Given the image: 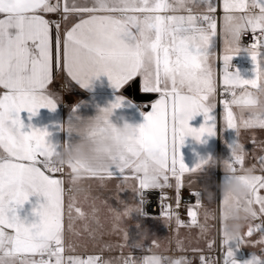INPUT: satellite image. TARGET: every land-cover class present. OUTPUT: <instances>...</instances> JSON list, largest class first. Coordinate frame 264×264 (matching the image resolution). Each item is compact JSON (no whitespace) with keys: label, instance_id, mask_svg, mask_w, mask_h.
<instances>
[{"label":"snow or ice","instance_id":"1","mask_svg":"<svg viewBox=\"0 0 264 264\" xmlns=\"http://www.w3.org/2000/svg\"><path fill=\"white\" fill-rule=\"evenodd\" d=\"M221 8L218 31L213 0H93L91 6L65 0L62 21L76 16L78 22L65 27L62 33L61 22L50 21L44 15L61 11L60 0H0V264H161L167 259L155 254L142 258L129 255L113 261L65 255L75 251L71 243L65 244V215L67 230L73 232L75 220L84 218L85 213L76 206L74 195L68 197L65 207V181L57 175L63 174L65 168L53 162L59 146L49 141L46 129L29 125L25 131L20 117L22 111L36 115L41 108L56 109L58 100L49 90L54 68H62L82 88H89L93 80L104 75L116 90L139 78L143 93L158 94L144 123L138 126L136 145L128 149L131 158L122 157L123 163L88 176L101 184L116 179L117 194L125 189L135 193L137 202L128 205L121 201L122 211L109 206L111 230L123 234L126 246L130 249L128 233L121 222L133 212L143 214L149 190H160L165 200L168 197L163 190L175 189L176 210L172 205L160 206L158 214L165 224L198 227L201 234L208 231L207 222L215 216L203 206V192L189 193L187 225L180 219L178 209L186 174L201 173L209 159H201L189 168L179 150L186 137L201 141L204 136L218 134L214 50L218 35L223 50V130L231 129L236 134L225 163L232 172L253 173L251 193L243 202L251 211L247 231L233 242L237 247L251 245L247 238L258 232L261 239L257 243L264 245V156L258 157L262 174H257L256 165L245 166L248 152L239 139L242 129H264V111L259 110L253 98L254 92L264 89V0H222ZM249 32L253 42L244 45L242 37ZM241 51L250 56L254 65L250 79L230 70L232 58ZM201 114L204 123L199 128L191 127L189 121ZM145 145L160 151L161 164L156 171L134 163L136 146ZM237 146L241 148L239 153L234 150ZM67 169L69 175L74 171ZM68 183L72 191L74 181L70 179ZM33 195L44 197V203L33 209L38 222L28 223L21 219L18 209ZM223 199L220 193L221 206ZM96 211L93 207L94 219ZM201 214L204 223H200ZM255 220L260 223L253 226ZM96 223L104 227L98 219ZM145 238L147 233H142V239L134 245L142 252L150 251L143 244ZM230 241L224 235L222 221V244L226 246L223 264H237ZM152 245L159 247L155 239ZM255 257L258 256L253 255V260L245 264H254ZM176 260L177 264H191L185 257ZM200 261L216 264L204 256ZM255 264L264 261L259 257Z\"/></svg>","mask_w":264,"mask_h":264},{"label":"rangeland","instance_id":"2","mask_svg":"<svg viewBox=\"0 0 264 264\" xmlns=\"http://www.w3.org/2000/svg\"><path fill=\"white\" fill-rule=\"evenodd\" d=\"M54 0L53 3H56ZM65 0H60L61 11L53 13L58 18L63 17L62 7ZM68 3H72V0H68ZM78 4L87 3L91 6L93 0H76ZM65 24L64 21H62ZM57 91L62 96L70 95V87L67 86L65 80H62L57 86ZM258 137L256 138V153L247 155L246 160L250 161L251 165L257 166V174H262L259 171V160L258 157L264 156V129H258ZM244 140L248 141V137L244 136ZM229 159L226 153H223V160ZM247 167V165H246ZM68 171V170H66ZM224 179V176H223ZM70 180V175L66 172V186L69 189L70 185L68 181ZM189 181H193L189 185ZM216 181V176L212 174V166L208 168L207 171L191 176L187 178L185 187L180 190V194L185 191H201L203 195V206L210 211H214L215 204L217 205V191H215L214 184ZM132 183H136L132 181ZM117 184L116 179L106 180L103 184L96 179L85 178L83 181V190L79 192L70 191V196L76 197V206L81 208L85 213L84 218H77L74 222L73 232L67 230L66 224V234H65V244L71 243L75 251L66 252L65 255L78 256L81 259H87L89 256H95L96 253H106L105 260H117L125 257L128 254H155L162 256L163 254L173 252L174 255L172 259H177L184 257V253L189 252H203V251H213L217 245L218 239L222 244V238L218 235L217 227V216L214 219L210 218L207 222L208 231L201 234L198 227H179L172 222L170 224H165L161 217L156 218H144L140 213L133 212L129 217L125 218L121 223L124 228H126L128 233V244L130 249L126 246L123 239V234L118 231L111 230L112 213L109 211V206L117 210H123L124 204L132 205L137 202V197L130 189H125L117 194ZM208 188L216 193V199L209 201L205 194V189ZM169 189V190H168ZM193 189V190H188ZM200 189V190H199ZM169 194H172V188L166 189ZM264 194V191H262ZM176 194H174L175 197ZM118 196V198H117ZM93 207L97 209L95 213L96 219L99 220L103 228L98 227L96 219L93 218ZM175 211L176 207H172ZM178 213L180 219L185 225L189 223V217L187 216V208L179 207ZM75 216L76 213L73 212ZM200 223H204L203 215L199 217ZM256 223H260L259 220L253 221V226ZM222 229V226H221ZM218 230V231H217ZM247 231V224L244 225L242 232ZM78 233V234H77ZM142 233H147V238L143 239V244L145 247L149 246L150 251L142 252L141 249L136 248L134 245L136 242L142 239ZM222 237V232H221ZM155 239L159 243V247L152 245V240ZM251 241V245L244 244L237 247V243L230 241L229 247L234 252V258L238 264H245L246 261L250 260L253 255H256L264 261V245L258 244L257 241L261 239L258 232H254L251 238H247ZM178 242L181 247H178ZM212 244V248H209V244ZM225 247L222 244L223 255L225 252ZM38 258V257H37Z\"/></svg>","mask_w":264,"mask_h":264},{"label":"crops","instance_id":"3","mask_svg":"<svg viewBox=\"0 0 264 264\" xmlns=\"http://www.w3.org/2000/svg\"><path fill=\"white\" fill-rule=\"evenodd\" d=\"M53 3L54 0H51ZM213 3L216 4L217 9L219 8L222 12L221 4L222 0H213ZM258 11V9H257ZM179 14H187L185 12H180ZM223 14V13H222ZM45 18L49 19L50 21L55 22H61L62 18H58L53 13H45ZM222 17V16H221ZM78 22V17L71 16L65 24L61 22V31L63 33V30L65 27H71L73 23ZM214 50L217 52L215 65H216V74H217V86L218 82H221L223 68H222V42L221 38L218 36L217 40L214 43ZM232 59H238L241 61H244L246 64L244 66H241L237 68L235 71H238L242 78L250 79L253 77L254 72L253 68L254 65L252 63V60L250 56L244 52L241 51L238 55L234 56ZM220 65V68L218 67ZM62 80H65L68 87H70V95L68 96H62L57 91V86L60 84ZM135 82L138 83V89L140 94L149 95L152 96V98L148 101H136L133 97H130L125 93L126 89L134 84ZM222 84V83H221ZM49 90L53 93V95L58 100L56 109L49 110L47 108H41L38 110L36 115H31L27 111H22L20 113L21 120L23 121L25 125V131H28V126L31 125L34 128L39 129H46L50 135L48 137L49 141L55 145L60 146L61 144L67 142L71 138L67 135L66 132L62 130L63 123L69 118L70 113L74 110L75 106H78V110L83 115H92L94 114V111L97 106H106L107 104L114 102L117 97H124L125 100L123 102V105L121 108L117 109L115 112V115L113 116V120L116 122L120 121L121 117L126 118L129 122L140 125L144 123V116L151 110V103H153L157 98L158 94L156 93H143L141 91L140 87V81L139 78H137L134 82H130L125 87H122L119 90L114 89L111 86V83L107 76L101 75L99 78L93 80L91 86L89 88H82L79 83L69 78L64 70L62 68H54V74H53V82L50 85ZM239 91V90H238ZM217 108L215 110V114L217 116V135L216 136H204L201 138V141H197L193 137H186L184 144L180 147V154L183 158V162L185 165L189 168H192L195 166L196 163H198L199 160L205 159L208 157H214L218 159H223V153H226V156L230 158L231 150L230 145L233 143V141L236 139V134L234 130L226 129L223 130V105L222 101L220 106L218 105L217 99ZM204 123V117L203 115H197L195 116L191 121H189V124L193 128H199ZM258 129H242L241 130V136H240V142L244 144L246 151L250 155V157L256 153V138L258 137ZM244 136L248 137V141L244 140ZM252 154V155H251ZM251 167L250 161H245V166ZM211 165H208L204 168V170L201 172H205L208 170V168ZM218 166H212V174L215 177L216 181L214 184V190L217 191V172H218ZM68 170L65 167L63 174H57L59 178H62L65 181L64 187H65V196H64V202L65 207L68 203V197L70 196V193H67V186H66V171ZM223 171V170H222ZM198 173V174H201ZM69 174V172H68ZM198 174H186L185 176V183L187 181V178L198 175ZM224 172L222 175L221 182L223 181ZM88 179H94L89 178ZM97 180V179H96ZM174 183V181H173ZM167 189V188H166ZM183 189V188H182ZM169 190V189H168ZM193 190V189H188ZM200 190V189H199ZM172 194H176L175 189L172 188ZM203 201V198H202ZM44 203V197L33 195L30 196L29 201L26 202L22 208L18 209V214L20 215L21 219L26 220L28 223L32 222H38L39 217L34 215L33 209L34 207H38L39 204ZM215 208H217V205L215 204ZM214 215L216 214V209L213 211ZM200 217V216H199ZM65 234H66V224H67V215H65ZM95 256L100 257V259L105 260L106 253H96ZM128 255H135L138 258H142L145 256V254H128ZM151 255V254H146ZM164 255V254H163ZM162 255V256H163ZM127 255H125L126 257Z\"/></svg>","mask_w":264,"mask_h":264},{"label":"clouds","instance_id":"4","mask_svg":"<svg viewBox=\"0 0 264 264\" xmlns=\"http://www.w3.org/2000/svg\"><path fill=\"white\" fill-rule=\"evenodd\" d=\"M253 98L259 110L264 111V89L254 92ZM124 100L125 98L121 97L106 106H97L92 115L81 114L78 106H75L69 118L63 123L62 130L71 139L59 146L53 162L57 167H71L74 170L70 175V179L74 181L73 192L83 190V181L92 172L121 164L122 157L131 158L128 149L136 145L139 125L129 122L124 117H121L119 122L113 120L116 110L122 107ZM117 104L120 106L117 107ZM234 150L239 153L241 148L237 146ZM205 159H209V165L220 167L226 177L218 185L224 198L221 216L226 239L235 241L239 239L244 225L251 216L250 209L246 208L243 202L251 193L250 181L253 173L232 172L223 159L211 156ZM134 163L149 171L158 170L161 164L159 149L152 145L136 146ZM205 194L209 201L214 199L215 192L210 189L206 188ZM33 211L35 214V210ZM250 260H253V256ZM258 260L259 257H255L254 264ZM161 264H177V260L167 258Z\"/></svg>","mask_w":264,"mask_h":264},{"label":"built area","instance_id":"5","mask_svg":"<svg viewBox=\"0 0 264 264\" xmlns=\"http://www.w3.org/2000/svg\"><path fill=\"white\" fill-rule=\"evenodd\" d=\"M217 17V23H218V30H219V24L221 21L222 12L220 9H217V12L215 13ZM255 35H259L257 32ZM253 42V34L248 33L242 37V44L244 45H250ZM232 69L230 70H236L237 68L244 66L246 63L244 61L238 60V59H232L231 61ZM220 68V65L218 66ZM225 98L223 94V87L221 82H218L217 86V102L220 106L221 101ZM230 98V97H228ZM188 191H185L184 193L180 194L182 197L181 203L179 207L187 208V202L191 200V197L189 196ZM163 194L168 197V199L162 200L161 199V191L160 190H149L146 192V200L143 206V214H141L144 218H156L159 217V212L162 211V208L160 207L163 205H172V207H176L175 203V197L174 194H169L166 189L163 190ZM176 196V195H175ZM174 255L173 252L164 254L161 257H167L172 258ZM185 258L191 261V264H201L200 256H204L206 260H214L216 264H223V248L222 244L220 242L217 243L216 247L213 251H203V252H189L183 254ZM127 255L126 257H128ZM102 260V259H101Z\"/></svg>","mask_w":264,"mask_h":264},{"label":"bare ground","instance_id":"6","mask_svg":"<svg viewBox=\"0 0 264 264\" xmlns=\"http://www.w3.org/2000/svg\"><path fill=\"white\" fill-rule=\"evenodd\" d=\"M221 1V0H220ZM219 31V30H218ZM219 36V35H218ZM222 175H223V171H222V169L219 167L218 168V172H217V180H218V182H217V220H218V222H217V227H218V235L220 236V240H221V232H222V229H221V226H222V221H221V204H220V200H219V194H220V191H219V187H218V185L221 183V179H222ZM67 193H70V191L67 189ZM218 242H220L219 241V239H218ZM217 242V243H218ZM220 244H221V242H220Z\"/></svg>","mask_w":264,"mask_h":264},{"label":"water","instance_id":"7","mask_svg":"<svg viewBox=\"0 0 264 264\" xmlns=\"http://www.w3.org/2000/svg\"><path fill=\"white\" fill-rule=\"evenodd\" d=\"M125 93L127 95H129L130 97H133L134 100L140 101V102L148 101V100H150L152 98V96L140 94L139 89H138V83L137 82H135L134 84H132L131 86H129L126 89Z\"/></svg>","mask_w":264,"mask_h":264}]
</instances>
